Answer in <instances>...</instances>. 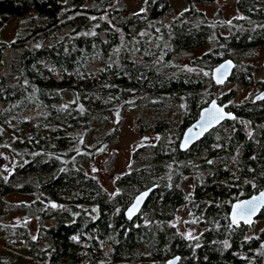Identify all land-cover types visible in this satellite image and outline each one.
<instances>
[{
    "label": "trees",
    "instance_id": "16d2710c",
    "mask_svg": "<svg viewBox=\"0 0 264 264\" xmlns=\"http://www.w3.org/2000/svg\"><path fill=\"white\" fill-rule=\"evenodd\" d=\"M211 1L188 0L168 16L170 0L128 13L121 0H0V182L31 197L6 200L3 215L20 213L0 225L23 237L35 220L43 264H165L177 254L178 264H264V226L250 234L264 209L251 225L230 226L228 216L232 200L264 186V100L234 103L237 90L215 92L210 74L232 58L230 80L264 83L245 61L264 44V0H235L230 23L194 6ZM16 18V36L3 38ZM196 47L206 50L195 67L173 62ZM211 98L228 101L236 119L180 150L183 129ZM137 103L180 105L183 119L174 134L167 118L141 121L157 138L133 153L111 192L85 167L116 131L86 142L93 122L119 120ZM153 185L139 214L125 218L134 195ZM182 208L198 239L178 228Z\"/></svg>",
    "mask_w": 264,
    "mask_h": 264
},
{
    "label": "rangeland",
    "instance_id": "374dc122",
    "mask_svg": "<svg viewBox=\"0 0 264 264\" xmlns=\"http://www.w3.org/2000/svg\"><path fill=\"white\" fill-rule=\"evenodd\" d=\"M66 1V0H65ZM122 3L118 5L120 9H125L126 12H138L141 9L147 7L145 0H121ZM171 9L168 16H173L189 6L188 0H170ZM194 6L196 10L201 11L205 16L214 19L218 22L230 23L235 16L240 13L235 8V0H213L211 2H195ZM21 19L16 18L9 21L7 27L3 30L2 37L10 40L17 34L18 22ZM205 47H196L180 52L174 57L173 62H177L181 66L195 67L194 62L200 55L205 52ZM251 64L252 69L256 72L258 79H264V44L256 46L253 49L252 56L245 60ZM212 71V70H211ZM258 81V80H257ZM236 89V96L233 97L232 102L241 103L243 100H253V96L257 93V83L254 82L251 85H241L234 80H227L225 83L217 85L215 92L223 93ZM259 92V91H258ZM164 106H146L142 103H137L131 109L124 112L119 120L106 121L100 123L98 121L93 122L92 131L90 132L89 140L86 142L88 145L93 146L99 137H102L103 131L108 132L116 131L110 142L106 143L104 150L94 154L93 160L86 161V169L92 175L98 177L100 181L111 192L115 190L114 179L117 175L126 172L134 160V152L137 149L145 148L149 146L154 139L157 138V134L150 131H143L141 127V121L147 119L167 118L169 119V133L177 132L176 128H180L181 121L183 119L182 106H170L166 109ZM32 117L37 114L30 113ZM159 118V119H160ZM171 125V126H170ZM189 186V182H186ZM10 185H4L0 182V223H13L17 218L20 211L10 212L3 215L1 209L6 203V200H29L26 194L13 193ZM179 219L177 221L179 229L182 232L197 236L201 231L198 222L192 220L189 215V211L185 208L180 209L178 214ZM31 221L29 225V232L24 234L25 236L7 235L3 231L2 225H0V256L4 260H10L12 258L13 264H43V260L35 254V237H36V222ZM195 221V222H192ZM264 226V218H259L250 234L258 232ZM1 236H4L2 238Z\"/></svg>",
    "mask_w": 264,
    "mask_h": 264
},
{
    "label": "snow or ice",
    "instance_id": "6c2138e0",
    "mask_svg": "<svg viewBox=\"0 0 264 264\" xmlns=\"http://www.w3.org/2000/svg\"><path fill=\"white\" fill-rule=\"evenodd\" d=\"M147 3V0H145ZM141 11H145L141 9ZM94 19V18H93ZM95 35V33H92ZM234 67L231 61H226L224 64L216 67L212 73V77L217 84H223L225 79L227 78L230 69ZM205 76H208V72H204ZM257 100H264V94L256 97ZM66 107V106H65ZM83 110V109H81ZM236 119L230 113H225L224 106H219L215 101L211 102V106L203 110L200 115V119L193 128H189L187 133L184 136V142L181 147L186 148L188 144L194 139L199 138L205 131H207L210 127L215 124H219L224 119ZM211 163V161H209ZM7 171V168L5 169ZM148 196V192L142 193L139 197L136 198L135 203L131 208L128 209V219H132V216L139 210L140 204L143 202L144 198ZM53 208L57 207V205L52 204ZM264 209V191L260 192L259 195L253 196L248 200L238 201L237 203L232 205V212L230 216V226L239 227L241 222L244 224H251L252 217L256 215V213ZM95 211V210H94ZM195 222V221H193ZM187 239H198V237H193L191 233H189L186 237ZM77 237H73V240H76ZM225 247H228L227 242H225ZM179 259V258H177ZM170 264H174V262H170Z\"/></svg>",
    "mask_w": 264,
    "mask_h": 264
},
{
    "label": "water",
    "instance_id": "95a60500",
    "mask_svg": "<svg viewBox=\"0 0 264 264\" xmlns=\"http://www.w3.org/2000/svg\"><path fill=\"white\" fill-rule=\"evenodd\" d=\"M226 61H231L232 64L234 65V67H235V61L232 60V58H225V59H223L221 62H219L217 65H215V66L212 68V71L210 72V74H211V78H212L213 82H214L216 85H220V84H217V83L215 82V80H214L213 77H212V73H213V71H214V69H215L216 67L220 66L221 64H224ZM234 67H232V68L230 69V72H229L227 78L225 79V82H226L227 80H229L230 76L232 75L231 72H233V70H234ZM225 82H224V83H225ZM222 85H223V84H222ZM261 94H264V90L258 92L255 96H253V98H254L253 100H254V101H257L256 97H257V96H260ZM212 101H215V102L217 103V105H219V106H224V111H225V113H230V114H232L233 116H235L234 111H231V110H227V109H226L227 103H220V102L218 101V99H216V98H211V100L207 103V105L203 106V107L200 109V111H198V116H197V118H196L195 120H193L190 124H187L186 127L183 129V131H182V133H181V136H180V138H179V149H180V150H182V151H186V150H188V149H189L190 147H192L196 142H198L199 140H201L202 137H204V136L206 135V133H208L212 128H214V127H216V126L218 125V124H215V125H213L212 127H210V128H209L207 131H205L201 136H199V138L194 139L193 141H191V142L188 144V146H187L186 148L181 147V145H182L183 142H184V136H185V134L187 133L188 129H189V128H193V126L197 124V122H198L199 119H200V115H201V113L203 112L204 109L209 108V107L211 106V102H212ZM226 119H227V118H226ZM226 119H224V120H226ZM224 120H222L221 122H223ZM221 122H220V123H221ZM155 187H156V185L150 186V187H148V188H146V189L140 190L138 193H136V194L134 195L132 201H131L129 204H127V206H126L125 209H124V214H125V216H126L125 218H128V215H127V213H128V209L131 208L132 205L135 203L136 198L139 197L142 193H144V192H148V196L144 198L143 202H142V203L140 204V206H139V210H138V211L132 216V218L135 217L137 214H139V211H140L141 208L143 207V203L146 202V200H147L148 197L151 195L152 190H154ZM262 191H264V186H263V188L259 189L257 192H255V193H253V194H251V195H249V196H247V197H242V198H238V199L232 200V203H231V205H230V209H229V212H228L229 219H230V216H231L232 205H233V204L237 203L238 201L248 200V199H250V198L253 197V196H257V195H259V193L262 192ZM49 204H50V205H52V204L57 205V202L54 201V200H50V201H49ZM260 211H262V209L259 210V211L256 213V215H254V216L251 218L252 221H253L251 224H253V223L255 222V220L258 218V216L260 215ZM241 223H243V222H241ZM243 224H244V223H243ZM251 224H250V225H251ZM244 225H249V224H244ZM177 258H179V259H177ZM179 261H180V255L177 254V255H174V256L168 258V259L165 261V264H170V262H174V264H178Z\"/></svg>",
    "mask_w": 264,
    "mask_h": 264
},
{
    "label": "flooded vegetation",
    "instance_id": "af4514ba",
    "mask_svg": "<svg viewBox=\"0 0 264 264\" xmlns=\"http://www.w3.org/2000/svg\"><path fill=\"white\" fill-rule=\"evenodd\" d=\"M245 19L248 20V19H251V18L246 17ZM262 90H264V83H259V84H257V93H258V91L260 92V91H262ZM257 93H256V94H257ZM255 102H256V101H255ZM220 103H227L226 109H227V110H231V108L229 107V102H228V101H224V100H223V102H220ZM226 120H228V119H226ZM226 120H224L223 122H225ZM221 123H222V122H221ZM206 135H207V134H206ZM206 135H205V136H206ZM205 136H204V137H205ZM204 137H202V139H203ZM202 139H201V140H202ZM1 237L4 238V236H1ZM2 261H3V259H2V257L0 256V264H4Z\"/></svg>",
    "mask_w": 264,
    "mask_h": 264
}]
</instances>
